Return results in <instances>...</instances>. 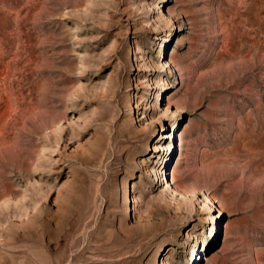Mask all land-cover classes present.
<instances>
[{
    "label": "rangeland",
    "instance_id": "obj_1",
    "mask_svg": "<svg viewBox=\"0 0 264 264\" xmlns=\"http://www.w3.org/2000/svg\"><path fill=\"white\" fill-rule=\"evenodd\" d=\"M0 264H264V0H0Z\"/></svg>",
    "mask_w": 264,
    "mask_h": 264
}]
</instances>
